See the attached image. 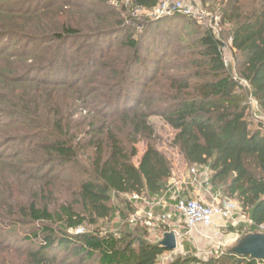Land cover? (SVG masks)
I'll return each mask as SVG.
<instances>
[{"label": "trees", "instance_id": "obj_1", "mask_svg": "<svg viewBox=\"0 0 264 264\" xmlns=\"http://www.w3.org/2000/svg\"><path fill=\"white\" fill-rule=\"evenodd\" d=\"M200 1L217 3L209 11L227 27L235 74L264 117V0ZM124 4L0 0V228L30 226L22 264H160L167 251L144 231L99 226L118 211L114 196L169 193L172 167L150 143L151 117L175 132L173 146L197 170L193 177L206 175L212 194L237 202L246 229L264 230V125L253 123L225 67L226 45L188 23L195 29L178 36L185 48L169 53L167 31L154 47L157 22L133 14L158 0ZM165 264L263 263L221 252Z\"/></svg>", "mask_w": 264, "mask_h": 264}, {"label": "rangeland", "instance_id": "obj_2", "mask_svg": "<svg viewBox=\"0 0 264 264\" xmlns=\"http://www.w3.org/2000/svg\"><path fill=\"white\" fill-rule=\"evenodd\" d=\"M185 1L188 4L195 5V9L199 11L200 17L197 20H189V18L186 17H180L181 19H178L180 21H168L164 18H162V20L159 19V21L153 20L158 24L155 33L156 40L153 43V46L156 47L161 44V41L163 40L164 35L167 31V33L171 35L169 44L170 48L168 50L170 53V51L176 49V46L182 47L183 45L184 48L187 46V44L183 41L178 42L179 34L189 33L190 30L192 32L193 29H195L191 26H189L188 29L186 24H194L195 27H199L197 30L210 28L214 35H216L215 37L220 38L223 41L224 45H226L224 47L225 49L223 50V59L226 65L225 67L228 69V71L231 72L233 78L237 82L241 80L235 74V65L232 58L233 56L227 49L228 45L230 44V39L225 35L223 36V33L225 32L227 27L225 25H220V15L217 10L215 12L209 11L210 6H215L217 9V3L208 1L206 5H203L200 0ZM111 4L117 9L120 7L119 5H116L114 3ZM125 4H127V0H125ZM133 17L137 18L140 21L144 19L151 20L150 18H148L145 12H140L138 14L135 13L133 14ZM134 34L136 36V31ZM122 37L123 35H121L118 40H121ZM194 37H196L195 32H193L190 35V38L188 37V39L191 40V38ZM183 54H185V52ZM184 58L185 56L183 57V59ZM167 60L169 59H166L165 61ZM247 90V86H242V92L246 96L245 102L249 106L248 113L249 115H251L253 123L260 122L264 125L263 121L253 119L252 117L253 110H251L250 107L252 106V101L254 100L251 99ZM150 122L155 130V135L150 143L166 157L172 167V176L166 184V188L168 189L169 193L168 195H162L158 199H147L143 196H139V198L137 199L133 198V195L114 196L111 200V205L116 207V210L118 211H116L115 216H113L112 218L101 221L99 223V226L103 231H108L114 234L118 231L127 230L136 231L138 233L144 231L145 239L147 241H149L150 243H157L159 242V238L161 237L162 233H165V230L168 233L171 232L169 225H160L158 223L152 222L153 226L147 227L145 226V216L141 213H138L137 211L140 212V210H143L144 208L151 206L152 204L162 203L165 205L168 202H172L173 198L171 197V194L173 192L176 194V196L180 195L181 197L185 198H188V194H192L194 191H196V193L202 192L205 199H209L206 195L207 193L203 192V175L199 178L197 176H188L191 168H189L188 164L183 160L178 149L173 146L175 132L158 117H151ZM146 146V141H141L136 145L137 155L132 160V163L135 166H137L140 157L146 149ZM199 172H202V170ZM183 179H185V182ZM151 207L155 209L157 208L154 206ZM158 213H160V211ZM241 227L242 228L240 229H233L228 225L227 228H223L220 230H216L214 227H198L197 230L199 233L197 231L191 232L194 234L192 235L188 233L187 229H184V227L181 226L179 229H177L180 233L179 238L181 241V248L179 247L174 252H166L162 254L159 257L158 261L160 264H165L173 260L175 256L184 257L187 255H193L194 257L203 260L209 258H217V256H219L220 253L223 252V248L226 247L235 236L241 235L246 231L264 233V230L262 228L251 230L246 229V227L244 226ZM29 229L30 226L26 225L25 223H16L15 225H6V227L0 228V264H22L24 255H26V251L28 249V243L26 244L22 239L27 234ZM216 231H218V233H216ZM180 241H178V243Z\"/></svg>", "mask_w": 264, "mask_h": 264}, {"label": "built area", "instance_id": "obj_3", "mask_svg": "<svg viewBox=\"0 0 264 264\" xmlns=\"http://www.w3.org/2000/svg\"><path fill=\"white\" fill-rule=\"evenodd\" d=\"M145 14L151 20H159L173 15H181L193 20H197L200 17V13L197 9H195V5L188 4L185 0H158L157 6L149 12H145ZM238 83L241 87L247 86L245 81L239 80ZM250 108L253 110V119L264 122V117L256 114L257 106L254 101H252V106ZM196 174L197 170L195 168H191L188 176L193 177ZM202 177V186L204 187L203 192L207 193L206 195L209 200H206L204 195L202 197L197 196L195 198H185L180 195L176 196L173 192L171 194V197L173 198L172 202H168L165 205L162 203L151 205L154 207H160V213H157L155 208H152L151 206L140 210V212L137 211L145 216L146 226L152 227L153 223L170 225L175 217H177V219L182 223L184 229H187L188 232H198V227H214L216 230H220L227 228L228 225L233 229L251 225V222L246 218L245 213L242 211L237 202L224 200L219 198L217 195L212 194L207 183V176L205 175L204 177L203 174ZM183 180L185 182V179ZM133 198L138 199L139 197L133 195ZM170 231L175 235L176 249L179 247L181 248L179 231L177 229H170ZM80 232L81 230L75 231L76 234ZM165 233L168 232L165 231ZM165 233H162L159 241L162 240ZM216 233H218V231H216ZM178 241L180 242L178 243Z\"/></svg>", "mask_w": 264, "mask_h": 264}, {"label": "water", "instance_id": "obj_4", "mask_svg": "<svg viewBox=\"0 0 264 264\" xmlns=\"http://www.w3.org/2000/svg\"><path fill=\"white\" fill-rule=\"evenodd\" d=\"M159 245L165 251L173 252L176 249L174 233H165ZM223 253L237 257H248L264 264V233L246 231L237 235L223 248Z\"/></svg>", "mask_w": 264, "mask_h": 264}, {"label": "crops", "instance_id": "obj_5", "mask_svg": "<svg viewBox=\"0 0 264 264\" xmlns=\"http://www.w3.org/2000/svg\"><path fill=\"white\" fill-rule=\"evenodd\" d=\"M199 191V190H198ZM201 192V191H200ZM189 196V197H188ZM188 198H195V197H197V196H200V197H202L203 196V193L201 192V193H196V191H194L192 194H188ZM155 211L158 213L159 211L161 212V208L160 207H157L156 209H155ZM181 226H183L182 225V223L177 219V217H175L173 220H172V222L170 223V225H169V227H170V229L172 230V229H179ZM188 233H190V234H192V235H194L193 233H191V232H188Z\"/></svg>", "mask_w": 264, "mask_h": 264}]
</instances>
